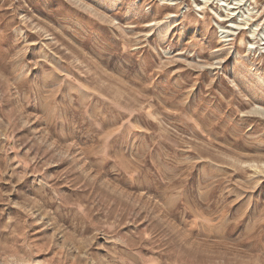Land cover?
Instances as JSON below:
<instances>
[{
    "label": "rangeland",
    "instance_id": "obj_1",
    "mask_svg": "<svg viewBox=\"0 0 264 264\" xmlns=\"http://www.w3.org/2000/svg\"><path fill=\"white\" fill-rule=\"evenodd\" d=\"M0 264H264V0H0Z\"/></svg>",
    "mask_w": 264,
    "mask_h": 264
},
{
    "label": "bare ground",
    "instance_id": "obj_2",
    "mask_svg": "<svg viewBox=\"0 0 264 264\" xmlns=\"http://www.w3.org/2000/svg\"><path fill=\"white\" fill-rule=\"evenodd\" d=\"M171 2V1H170ZM238 24V23H237ZM235 25V24H234ZM234 27V26H233Z\"/></svg>",
    "mask_w": 264,
    "mask_h": 264
}]
</instances>
